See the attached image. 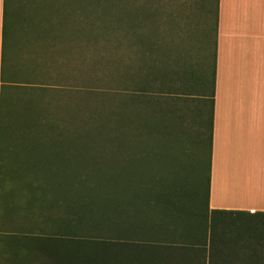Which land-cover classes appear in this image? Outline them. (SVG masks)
Returning <instances> with one entry per match:
<instances>
[{"label":"rangeland","instance_id":"rangeland-1","mask_svg":"<svg viewBox=\"0 0 264 264\" xmlns=\"http://www.w3.org/2000/svg\"><path fill=\"white\" fill-rule=\"evenodd\" d=\"M215 6L216 0H7L5 70L13 81L14 68L15 80L25 84L16 95L15 120L30 124L24 127L31 135L27 142L36 145L26 153L15 151L18 164L10 181L3 173V232L15 242L6 237L8 255L0 264H63L65 257L93 248L79 238H94L81 235L103 225L97 221L125 216L152 225L157 206L143 199L170 188L184 192L182 209L188 213L196 196V210L204 216L211 108L201 95L213 88ZM11 89L5 86L7 127ZM153 92L158 98L150 97ZM150 100L166 109L169 128L137 135L131 124L127 131L134 136L109 135L117 123L125 130L128 118L143 120L159 106ZM32 106L36 121L27 116ZM18 121L15 131H22ZM79 134L91 142H81L85 148L78 153L62 152L67 142L60 137ZM116 171L134 174L125 181L121 203L119 185L111 183ZM32 224L40 227L31 230ZM106 226L97 232L108 233V250H123L112 226ZM247 232L254 245L264 236V217H256ZM148 239L158 242V237ZM40 244L46 252L39 251Z\"/></svg>","mask_w":264,"mask_h":264},{"label":"crops","instance_id":"crops-1","mask_svg":"<svg viewBox=\"0 0 264 264\" xmlns=\"http://www.w3.org/2000/svg\"><path fill=\"white\" fill-rule=\"evenodd\" d=\"M6 3L7 0H0V131L1 99L5 107V86L10 84L9 141L5 143L6 171L13 173V167L18 164L15 151L26 153L36 143L27 142L31 135L22 134L24 127L30 125L28 122L17 120L23 130L15 131L16 95L26 87L15 80L14 68L13 81L5 70ZM213 66L211 94L201 95L204 101L208 99L210 117L213 110L209 207L242 214L264 212V0H218ZM21 136L25 140L18 142ZM40 138H37L39 143ZM82 141L78 135H63L59 142L67 143L60 149L67 154L78 153V149L85 148ZM19 163L24 164L25 160ZM1 192L0 182V231L3 232ZM5 236L11 243L15 242L13 235Z\"/></svg>","mask_w":264,"mask_h":264},{"label":"trees","instance_id":"trees-1","mask_svg":"<svg viewBox=\"0 0 264 264\" xmlns=\"http://www.w3.org/2000/svg\"><path fill=\"white\" fill-rule=\"evenodd\" d=\"M217 3L218 0H216V12ZM211 10L212 7L209 5V11ZM150 95H152L150 96L152 98H158L159 93L155 94L153 92ZM154 103H157L159 106L153 107L144 114L143 120L137 121V119L133 117L134 115L128 118L130 123L127 124L125 130L122 129L121 122L117 123L115 119L117 125L110 128L109 135L111 137L115 136L112 138L119 136V139L125 140L126 134H129L127 130L131 124H133V128H137V135L145 133L146 135L154 136L159 134L161 130L169 128L170 124L165 121L166 109L162 108L157 100L154 102L150 100L148 104ZM4 108L1 99L0 182H2L3 173L7 172L5 169L7 162V147L5 140L8 127L4 121ZM197 109L198 112H196V115L200 117L202 112L201 107L198 106ZM30 113L33 121H36L34 117L36 112L33 106L30 108ZM116 117L118 120H123V117L118 114ZM212 120L213 110L211 111L210 117V141L208 148L209 170L212 151ZM33 125L34 122L31 123V126ZM22 134L25 135L27 133L23 131ZM78 136L83 140V143L91 142V140L87 139L86 134L82 135V137L80 134ZM6 176L10 181L14 175L9 172L8 175L6 173ZM128 177L133 180L134 174H127L125 171H116L112 176L111 183L113 185H119V203L125 202L124 190L122 188ZM209 180L210 178L208 176V183ZM7 190L9 191L11 189L8 188ZM68 190H70V188H67L65 191ZM183 193L182 190L170 188L158 191L156 195H152L147 199L146 197L148 195H145V199H143L144 202H148V204L152 203L157 206L155 215L156 221L153 222L152 225L145 222H130L124 219L125 216L122 220L118 219L119 217L101 221L96 220L103 225L99 226V223L94 224V231L91 232L93 234L81 235L94 238H79L80 242L91 243L93 248L86 252H81L78 256L65 257L63 264H264V236L262 234L258 235L255 244L251 245L249 243V232H247L249 230V224L253 222L256 217H264L263 211L253 213L246 212V214H242L222 209L211 210L209 207L210 189L208 185L205 203L206 211L204 212V216L201 217L195 207L197 203L196 196L193 199L194 203L192 202L193 204H190V213L182 209L185 204ZM7 196L10 198L9 195ZM64 197L69 203V206L72 207L70 203L73 200L68 196L66 198L64 195ZM32 201L31 199V202ZM28 202H30V200ZM131 205L134 207L133 202H131ZM191 208L193 209L191 210ZM79 221L76 222L79 223ZM107 222L115 231L116 241H121L123 243V250H108L109 241H111L109 240V236L108 239L106 237L108 233L101 236L102 233L97 232L104 228L108 230L106 226ZM227 223L229 224V228H226ZM232 223H238V226L243 228L242 231L236 230L232 226ZM71 224L67 225V236L70 235L71 229L69 228ZM251 226L254 228L253 225ZM39 227L40 225L38 224H32L31 230H36ZM241 234L242 237H240ZM149 236L158 237V242H153L150 239L146 241L145 239ZM36 237L37 236H35V238ZM5 240V234L0 231V258L8 255V252L3 250V242ZM37 247L42 253L46 252L41 244Z\"/></svg>","mask_w":264,"mask_h":264}]
</instances>
